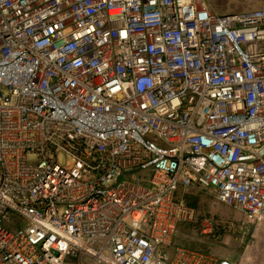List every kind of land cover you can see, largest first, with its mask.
Segmentation results:
<instances>
[{"label":"built area","instance_id":"1","mask_svg":"<svg viewBox=\"0 0 264 264\" xmlns=\"http://www.w3.org/2000/svg\"><path fill=\"white\" fill-rule=\"evenodd\" d=\"M192 192L264 232V8L0 0V264H264Z\"/></svg>","mask_w":264,"mask_h":264},{"label":"rangeland","instance_id":"2","mask_svg":"<svg viewBox=\"0 0 264 264\" xmlns=\"http://www.w3.org/2000/svg\"><path fill=\"white\" fill-rule=\"evenodd\" d=\"M215 11L232 12L254 8H264V0H208ZM187 201L199 212L198 222L180 226L175 239L177 244H185L192 248L210 250L214 257H230L232 259H262L264 257V232L252 237L241 229L243 216L230 206L218 202L214 197L202 192L186 193ZM203 216H212L221 222L215 236L204 237L201 230ZM226 226V227H225ZM201 239H203L201 241ZM210 246V248L208 247Z\"/></svg>","mask_w":264,"mask_h":264},{"label":"crops","instance_id":"3","mask_svg":"<svg viewBox=\"0 0 264 264\" xmlns=\"http://www.w3.org/2000/svg\"><path fill=\"white\" fill-rule=\"evenodd\" d=\"M191 247H193V246H191ZM207 247H208V246H207ZM208 248H210V246H209Z\"/></svg>","mask_w":264,"mask_h":264}]
</instances>
